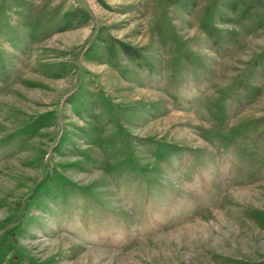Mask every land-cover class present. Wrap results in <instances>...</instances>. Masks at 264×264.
I'll return each mask as SVG.
<instances>
[{"label": "rangeland", "instance_id": "1", "mask_svg": "<svg viewBox=\"0 0 264 264\" xmlns=\"http://www.w3.org/2000/svg\"><path fill=\"white\" fill-rule=\"evenodd\" d=\"M0 264H264V0H0Z\"/></svg>", "mask_w": 264, "mask_h": 264}]
</instances>
